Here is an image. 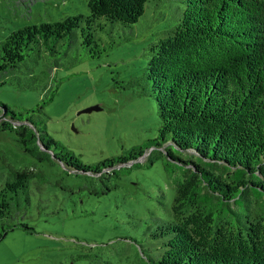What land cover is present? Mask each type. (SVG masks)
I'll return each instance as SVG.
<instances>
[{"label":"trees","instance_id":"trees-1","mask_svg":"<svg viewBox=\"0 0 264 264\" xmlns=\"http://www.w3.org/2000/svg\"><path fill=\"white\" fill-rule=\"evenodd\" d=\"M158 1L88 0L87 14L22 25L0 40V71L13 84L36 88L40 59L49 76L77 42L98 57L116 44L117 22L133 27ZM149 52L140 76L117 83L148 87L160 120L156 137L85 163L47 129L45 107L61 83L55 76L33 107L0 100V128L14 131L38 159L100 177L163 147L183 178L170 212L155 217L148 233V263L264 264V0H185L177 22L157 32ZM38 176L32 168L2 175L0 238L15 226L28 228L19 219Z\"/></svg>","mask_w":264,"mask_h":264},{"label":"rangeland","instance_id":"rangeland-1","mask_svg":"<svg viewBox=\"0 0 264 264\" xmlns=\"http://www.w3.org/2000/svg\"><path fill=\"white\" fill-rule=\"evenodd\" d=\"M87 2L0 0V40L25 24L87 14ZM184 6L185 0H159L133 27L117 22L116 44L98 57L87 56L77 42L49 76L44 72L47 63L40 59L35 64L40 74L36 88L13 84L0 71V80H6L0 84V100L33 107L43 96L44 84L54 76L61 79L45 107L47 129L85 163L122 154L156 137L160 120L148 87L123 88L117 81L144 72L149 43L158 31L177 22ZM93 104L101 108L81 111ZM151 149L149 158L146 153L117 174L100 177L67 170L54 159H38L24 150L14 131L0 128V184L10 168L40 173L31 181V204L19 219L28 228L15 226L0 238V264H149L148 233L155 217L170 212L176 181L183 178L182 168L167 160L163 147Z\"/></svg>","mask_w":264,"mask_h":264},{"label":"water","instance_id":"water-1","mask_svg":"<svg viewBox=\"0 0 264 264\" xmlns=\"http://www.w3.org/2000/svg\"><path fill=\"white\" fill-rule=\"evenodd\" d=\"M101 107L99 105L93 104V105H89L85 108H83L81 111H92L94 109H100Z\"/></svg>","mask_w":264,"mask_h":264}]
</instances>
